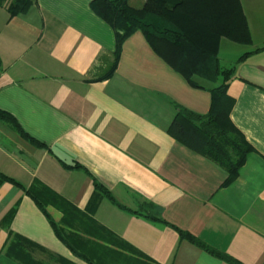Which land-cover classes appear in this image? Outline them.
<instances>
[{
  "label": "crops",
  "instance_id": "obj_1",
  "mask_svg": "<svg viewBox=\"0 0 264 264\" xmlns=\"http://www.w3.org/2000/svg\"><path fill=\"white\" fill-rule=\"evenodd\" d=\"M92 1L34 0L12 18L0 5V111L15 122L0 119V174L16 182L0 183V264L29 263L10 247L16 237L39 264H88L51 220L66 239L99 243L119 261L227 264L182 231L241 264H264V0H239L250 45L220 42L221 65H236L232 120L255 148L228 186L223 168L168 133L178 106L208 114L220 82L193 87L141 31L123 44L114 75L98 80L115 33Z\"/></svg>",
  "mask_w": 264,
  "mask_h": 264
},
{
  "label": "trees",
  "instance_id": "obj_2",
  "mask_svg": "<svg viewBox=\"0 0 264 264\" xmlns=\"http://www.w3.org/2000/svg\"><path fill=\"white\" fill-rule=\"evenodd\" d=\"M33 4L34 0H0V5L5 6L11 18L27 13ZM90 6L115 33L113 60L98 80H107L114 75L123 44L135 32L141 31L153 51L193 87L203 88L196 82L197 79L215 84L220 82L210 90L212 102L208 114L200 115L178 106L168 133L189 149L223 168L228 173L225 186L232 184L238 178L248 156L255 152V148L232 120L235 99L229 95L228 88L235 77L236 65L225 68L219 58L222 38L241 45L252 43L240 1L144 0L141 6H133L131 0H93ZM246 56L247 54L243 55L238 63L243 62ZM0 119L15 124L1 111ZM1 182L16 183L3 174H0ZM96 186L100 192L110 197L104 187ZM33 197L45 211L39 199L35 195ZM146 217L152 222L167 224L161 218L150 215ZM51 224L58 237L88 264H139L131 259L119 261L115 258L116 252L80 236L70 235L68 240L52 220ZM178 232L181 238L189 240L221 261L241 264L230 255L207 247L191 235ZM99 238L112 243L118 241L109 240L102 234ZM10 247L22 253L20 256L23 255L26 263L39 264L29 256L27 250L32 247L24 240L16 237L11 241Z\"/></svg>",
  "mask_w": 264,
  "mask_h": 264
},
{
  "label": "rangeland",
  "instance_id": "obj_3",
  "mask_svg": "<svg viewBox=\"0 0 264 264\" xmlns=\"http://www.w3.org/2000/svg\"><path fill=\"white\" fill-rule=\"evenodd\" d=\"M131 2L133 6H141V0H132Z\"/></svg>",
  "mask_w": 264,
  "mask_h": 264
}]
</instances>
